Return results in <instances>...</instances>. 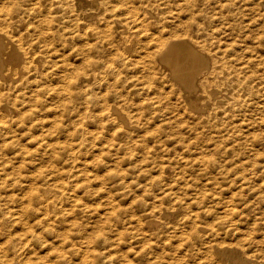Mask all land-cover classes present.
<instances>
[{"label":"bare ground","instance_id":"1","mask_svg":"<svg viewBox=\"0 0 264 264\" xmlns=\"http://www.w3.org/2000/svg\"><path fill=\"white\" fill-rule=\"evenodd\" d=\"M232 1L0 0V264H264L262 136L234 119L264 111V21ZM169 140L228 185L216 219L202 190L180 213L154 197L175 214L164 230L144 208L101 209L116 196L94 182Z\"/></svg>","mask_w":264,"mask_h":264},{"label":"rangeland","instance_id":"2","mask_svg":"<svg viewBox=\"0 0 264 264\" xmlns=\"http://www.w3.org/2000/svg\"><path fill=\"white\" fill-rule=\"evenodd\" d=\"M232 1V0H231ZM257 3V4H256ZM261 3V4H260ZM233 4V5H232ZM241 4V5H240ZM250 5V7H249V5ZM259 4V5H258ZM237 5V6H236ZM239 5V6H238ZM244 5H248V6H244ZM263 5V6H262ZM238 7V8H237ZM241 9H240V8ZM243 7V8H242ZM260 7H262V8H260ZM234 8V9H233ZM236 8V9H235ZM229 9H233L234 11L236 10V11H240L241 10V12L239 13V15L241 16V19L243 18V19H245V18H251L254 22H255V24H253L255 27H257L256 25H259L260 26V24L259 23H263L262 21H264V15H261L260 14V10L261 9H264V0H233L232 1V3L230 4V8ZM257 9V10H256ZM259 9V10H258ZM242 10L244 11V12H242ZM254 10V11H253ZM247 11H249V12H247ZM253 12V13H252ZM243 13V14H242ZM247 14V16L245 17L244 15H246ZM261 16H260V15ZM256 15H258V16H256ZM252 17H255V19L254 18H252ZM257 18H259L258 20H257ZM263 19V20H262ZM256 20V21H255ZM259 21V22H258ZM261 21V22H260ZM261 27V26H260ZM257 30V29H256ZM255 30V31H256ZM117 105L122 109V110H124V111H129V109L130 110H134V109H136V105L137 104H132V103H130V102H128V103H125V104H122V103H120V102H118L117 103ZM250 105H248V107H245L246 109L247 108H249V109H251V110H247V113L250 115L249 117H248V115L246 114V113H241V116L239 117L238 115L237 116H234V119H236V120H240V122H243V125L245 126V130H243V132H244V134L245 135H247L249 138H256V137H258V136H262L261 137V139H259V140H257V141H254L255 143H254V145H251L252 146V148L250 149V152L251 151H254V150H260V148L262 149V150H260V152H263L264 151V127H262V126H264V123H263V121L261 120V119H259L258 120V118L259 117H261V115H262V113H264V111H262V110H259L260 108H256L255 106H250ZM255 107V108H254ZM257 109H258V111L259 112H257ZM255 110V111H254ZM248 111H250V112H248ZM252 111V112H251ZM238 112H240V111H238ZM244 114V115H243ZM254 114H257V115H255L254 116ZM243 116H244V119H243ZM254 116V117H253ZM186 118H187V116H185ZM185 117H179L180 118V121L179 122H181V121H184L185 122V124H183V126L185 127H180V126H177L178 124H176L175 125V127H173V128H171V130L173 131V129L174 128H176V130L177 131H182V132H184L185 133V135H193L194 134V132L193 133H191V132H189L190 130L188 129V128H190L189 127V125H190V123H191V121H192V119L193 118H190L191 120H189V118L187 119V121H185V120H183V119H185ZM248 117V118H247ZM250 117H252V118H250ZM179 118H178V120H179ZM182 118V119H181ZM246 118H247V120H246ZM257 118V119H256ZM243 119V120H242ZM178 120H177V122H178ZM238 120V121H239ZM245 120V121H244ZM257 122V123H256ZM189 124V125H188ZM247 124H249V125H247ZM251 124H252V126H251ZM258 124V125H257ZM261 124V125H260ZM242 125V129H244V126ZM188 126V127H187ZM182 128V129H180V128ZM253 127V129H251ZM258 127H260V128H258ZM180 129V130H179ZM249 130H251V131H249ZM254 130V131H253ZM261 130V132L262 133H260L259 131ZM246 132V133H245ZM259 132V133H258ZM255 134V137H253L254 135L253 134ZM261 141V142H260ZM173 142L174 141H172V140H169V141H167L166 143H164V144H156V145H154L153 147H151L152 148V150H151V148L149 147V148H144V147H139V148H136V149H132L133 151L131 152V156L133 155V158H131L130 157V153H126L125 155H123L122 154V156H121V159H122V163H120L121 165L120 166H125V167H116L117 168V170H114L113 171V169H116V168H112V172L110 173V175H108L107 177H105V179L107 180V181H109V184H108V182L107 181H105V179H104V181L105 182H102V181H100L99 180V183H98V181L96 182H94V183H97V185L99 186H102V187H104V188H102L101 187V190H102V192L101 193H103L104 194V192H103V189L104 190H107V191H110V192H113V196L115 197L112 201H110L111 203H109L108 201H107V198H105V196L104 195H101V197H103L104 199H105V201H104V199L102 200L101 199V197H97L95 200H97V202H99L100 200H102V201H100L99 203L102 205V208L101 209H103L104 208V206H106V204H108L107 206L109 207V206H112V205H114V202H115V206H117L116 207V209L118 210V211H120V213H121V215H122V218H124V219H126V217L128 218V216L129 217H131L132 216V214L133 215H135V213H136V216L137 215H139V213H138V211L140 210H142V208H144L145 209V211H144V209L141 211V213L140 214H143L144 212H148L149 211V217H151L152 218V215H154L153 217H154V219H156V220H158L157 218H161V221L159 220V223L157 224V225H155V226H151V227H153V228H150V227H148V229H150V230H160V229H162V230H164L165 228H166V220L167 221H172V220H174V215L175 214H169L168 215V217L166 218V217H163V214H161L160 212H158V211H156V207H154L153 208V204H155V203H159L160 204V202L162 203L161 205H166L167 206V208H170V207H172L171 205H173V204H175L176 206L178 205V211H177V213H180V211H181V209H182V207L183 206H185L186 204L189 206V207H191L192 209H201V199L203 198V192H208V193H211L210 194V200H209V203H210V207H212L213 209H214V212L212 213V215L211 216H209V221H214L216 218H214L215 216H216V212L215 211H217L219 208H218V205H217V203H216V201H218V199L219 198H226V197H228V195H229V189H227V186L228 185H222V186H220V184L219 183H216V181L214 182V183H212V185H205L204 183H205V181L204 180H206V178H208L207 176H208V172L207 171H203L202 172V169H201V167L198 165V164H193L192 165V156H193V153L192 152H190V151H187V150H185V149H182L181 148V146H179L178 145V147L176 148V149H172L171 148V146L173 145ZM172 143V144H171ZM168 144V145H167ZM171 144V145H170ZM164 148H163V147ZM250 146V147H251ZM263 146V147H262ZM161 147H162V149H161ZM170 147V148H169ZM258 147V148H257ZM142 149V150H141ZM148 151H147V150ZM157 151H156V150ZM178 149V150H177ZM180 149H182V151L180 150ZM134 150H136L137 152L135 153V151ZM139 150V151H138ZM143 150H145V151H143ZM155 150V151H154ZM169 152H168V151ZM141 151H143V152H145V153H147V154H142L143 152H141ZM153 151V152H152ZM164 151V152H163ZM150 153H152L151 155H150ZM181 153V154H180ZM141 156H140V155ZM163 154H165L164 156H163ZM168 154V155H167ZM186 154V155H185ZM187 154H188V156H187ZM128 155V156H127ZM142 155H144V156H142ZM183 155V156H182ZM148 156H150V157H148ZM180 156V157H179ZM124 157H127V160H124L125 158ZM144 157H145V159H144ZM172 157V158H171ZM184 157H186V158H184ZM190 157V158H189ZM105 159L106 160V158H109V157H105L104 158V156L102 157V156H100V157H98V159ZM171 158V159H170ZM133 159H135V160H137V162L136 161H133ZM164 159V160H163ZM184 160V161H183ZM163 161V162H162ZM165 161H168V162H166L165 163ZM126 162V163H125ZM132 162V163H131ZM133 162H135L136 164H134ZM137 163H139V165L137 164ZM170 163H171V166H170ZM130 164H131V167H129L130 166ZM189 164V165H188ZM134 165H136V166H134ZM141 165V166H140ZM162 165H164V167H161ZM188 165V166H187ZM139 166V167H138ZM168 166V167H167ZM113 167V166H112ZM137 167V168H136ZM143 167V168H142ZM178 167V168H177ZM179 167H180V169H179ZM183 168V170H182V168ZM134 168V169H133ZM139 168H141V170L139 169ZM163 168V169H162ZM124 169V170H123ZM179 171H178V170ZM121 170V171H120ZM130 172H129V171ZM137 170V171H136ZM175 170V171H174ZM102 170H99V173L101 172ZM118 171H120V173L118 174L117 172ZM124 171V172H123ZM131 171H132V174H131ZM136 171V172H135ZM170 171V172H169ZM183 171V172H182ZM107 172V171H106ZM134 172V173H133ZM162 172V173H161ZM164 172H166L167 174H165ZM102 173V172H101ZM100 173V174H101ZM117 173V174H116ZM187 173H189L188 175H187ZM173 174V175H172ZM206 174V175H205ZM118 175V176H117ZM124 175V176H123ZM131 175V176H130ZM163 175V176H162ZM172 175V176H171ZM187 175V176H186ZM205 175V176H204ZM123 176V177H122ZM125 176H127V178L125 177ZM185 176V177H184ZM120 177H122V178H120ZM130 177V178H129ZM205 177V178H204ZM202 178H203V180H202ZM118 179V180H117ZM122 181H121V180ZM130 179V180H129ZM134 179V180H133ZM133 180V181H132ZM174 182H173V181ZM121 181V182H120ZM128 181H130L129 182V184H128ZM136 181V182H135ZM113 182H115V184H112ZM117 182H119V183H121V184H119V183H117ZM127 182V183H126ZM140 184H139V183ZM170 182V183H169ZM172 182V183H171ZM112 185H111V184ZM123 183V184H122ZM131 183H132V186H134V187H132L131 186ZM167 183V184H166ZM216 183V184H215ZM105 186H104V185ZM125 184V185H124ZM137 184V187L135 186ZM139 184V185H138ZM142 184V185H141ZM144 184V185H143ZM197 184V185H196ZM110 185V186H109ZM123 185V187H120V186H122ZM168 185V186H167ZM171 186V188H170V186ZM172 185H174V186H172ZM193 185H195V186H193ZM145 186V187H144ZM197 186V187H196ZM223 186H225L226 188H225V190L223 191L222 189L224 188ZM106 187V188H105ZM110 187V188H109ZM127 187H130V188H127ZM218 189H217V188ZM117 188H119V192H118V189ZM123 189V191H122V189ZM127 188V189H126ZM133 188V189H132ZM144 190H143V189ZM167 188H168V191H166L167 190ZM173 188V189H172ZM175 188V189H174ZM220 188V189H219ZM196 189V190H195ZM209 189V190H208ZM173 190V191H172ZM203 192H202V191ZM208 190V191H207ZM129 191V192H128ZM133 193H132V192ZM164 191V192H163ZM191 191H193V192H191ZM126 192V193H125ZM186 192V193H185ZM194 192H196V194L194 193ZM198 192V193H197ZM114 193H116V194H114ZM117 193H119V194H117ZM123 193H125L126 195L128 194V193H130V194H128V196H126L125 194H123ZM168 193H170V194H168ZM177 194V195H175V194ZM178 193H179V195H178ZM181 193V194H180ZM202 193V194H201ZM223 193H224V195H223ZM186 194V195H185ZM188 194V195H187ZM201 194V195H200ZM118 195V196H117ZM124 197H123V196ZM172 195V196H171ZM174 195V196H173ZM191 195V196H190ZM98 196H100V195H98ZM122 196V197H121ZM155 196H158L157 198L155 197ZM176 196H178V197H176ZM182 196V200H181V197ZM193 196V197H192ZM133 197V198H132ZM154 197H155V199H154ZM168 198V200H166V198ZM174 197H176V198H174ZM118 198V199H117ZM130 198V200H128ZM134 198H137V199H134ZM142 200H141V199ZM147 198V199H146ZM174 198V199H173ZM192 198H193V200H192ZM116 199V200H115ZM121 199V200H120ZM133 199V200H132ZM151 199V200H150ZM156 201H154V200ZM161 199V200H160ZM184 199V200H183ZM196 199V200H195ZM99 200V201H98ZM147 200V201H146ZM148 200H149V202H148ZM190 200H192V201H190ZM108 203H107V202ZM121 201V202H120ZM127 201V202H126ZM135 201V202H134ZM155 202V203H153V202ZM174 201V202H173ZM190 203H189V202ZM118 202H120L119 204H117ZM200 204H199V203ZM215 202V203H214ZM105 203V204H104ZM125 203H126V206H127V209L126 208H123L124 206H125ZM127 203H128V205H127ZM195 203V204H194ZM110 204V205H109ZM122 204V205H121ZM131 204H132V206H131ZM171 204V205H170ZM197 204V205H196ZM137 205V206H136ZM152 205V206H151ZM161 205H159V206H161ZM214 205H216V206H214ZM119 206V207H118ZM125 206V207H126ZM131 209H130V208ZM138 207V208H137ZM140 207V208H139ZM198 207V208H197ZM215 207V208H214ZM150 209V210H146V209ZM139 209V210H138ZM152 209H153V211H152ZM125 210H126V212H125ZM131 210V211H130ZM125 212V217H124V212ZM135 211H137V212H135ZM144 211V212H143ZM151 211H152V213H151ZM168 211H170L169 209H168ZM133 212H135V213H133ZM143 212V213H142ZM156 212V213H155ZM128 213V214H127ZM131 213V214H130ZM154 213V214H153ZM151 214V215H150ZM156 214V215H155ZM158 214V215H157ZM203 215H205L204 213H202ZM213 214H214V216H213ZM120 215V216H121ZM161 215V216H160ZM155 216H157V218H155ZM205 217V216H204ZM135 218H137V217H135ZM212 218H214V219H212ZM165 219V220H164ZM163 220H164V222H163ZM164 224V226H163V224ZM163 226V227H162ZM158 227V228H157ZM264 231V230H263ZM264 232H259L258 233V235L259 236H257V237H262V234H263ZM255 248V247H254Z\"/></svg>","mask_w":264,"mask_h":264}]
</instances>
